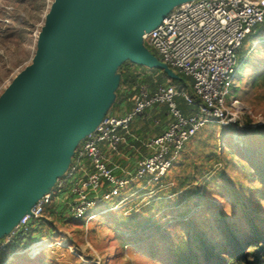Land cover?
Listing matches in <instances>:
<instances>
[{
  "label": "rangeland",
  "instance_id": "rangeland-1",
  "mask_svg": "<svg viewBox=\"0 0 264 264\" xmlns=\"http://www.w3.org/2000/svg\"><path fill=\"white\" fill-rule=\"evenodd\" d=\"M54 3L0 0V99L33 65ZM126 62L123 58L120 66ZM145 68L169 79L161 70ZM242 75L253 73L240 70L239 80ZM252 80L239 88L247 127L208 126L186 145L161 183L145 178L83 218L55 200L31 225L32 235L0 251V264H240L239 247L248 245L255 253L254 235L264 241V103L250 87ZM85 139L76 142L70 162ZM53 208L57 213L51 214ZM8 234L0 236V248ZM42 242L47 243L36 245Z\"/></svg>",
  "mask_w": 264,
  "mask_h": 264
},
{
  "label": "water",
  "instance_id": "water-1",
  "mask_svg": "<svg viewBox=\"0 0 264 264\" xmlns=\"http://www.w3.org/2000/svg\"><path fill=\"white\" fill-rule=\"evenodd\" d=\"M190 0H55L34 65L0 99V236L67 170L113 99L123 58L174 73L142 37Z\"/></svg>",
  "mask_w": 264,
  "mask_h": 264
},
{
  "label": "built area",
  "instance_id": "built-area-1",
  "mask_svg": "<svg viewBox=\"0 0 264 264\" xmlns=\"http://www.w3.org/2000/svg\"><path fill=\"white\" fill-rule=\"evenodd\" d=\"M262 25L264 0H190L174 7L142 37V43L154 51L177 79L180 76L192 79L193 93L174 85L171 82L174 79L169 78L171 81L158 85L153 92L149 85L143 84L127 115L106 113L86 136L84 145L75 151L65 173L21 218L0 251H6L19 234L41 221L53 202L61 201L65 191L71 200L63 201L64 204L76 219L83 218L98 205L120 196L124 188L145 178L161 183L186 145L208 126L247 127L245 108L233 89L238 83L244 43ZM178 99L196 111L184 115ZM155 107L167 108L168 129L144 141L146 155L135 162L136 170L128 172L126 178H118L103 147L120 154V147L127 144L128 137L140 142L132 133V123L145 118ZM104 183L108 185L106 191H102Z\"/></svg>",
  "mask_w": 264,
  "mask_h": 264
},
{
  "label": "crops",
  "instance_id": "crops-1",
  "mask_svg": "<svg viewBox=\"0 0 264 264\" xmlns=\"http://www.w3.org/2000/svg\"><path fill=\"white\" fill-rule=\"evenodd\" d=\"M240 65L241 71L244 69L245 71H247L248 69L252 71L253 76L244 77L242 75L241 80L238 79V83L235 88V91L237 92H235L236 96L240 100H242L243 96L240 95L239 88L241 87V85H245L248 79L253 77V82L251 83L250 87L253 88V90L261 93L262 102L264 103V26L259 27L258 31L255 34L250 35L246 39L244 46L240 52ZM139 67L141 69V72H144V74L140 76V79H144L145 74L151 77L156 76L155 74L146 72V70L144 71V69H146L145 67ZM177 80L181 79L179 78ZM168 81L170 80L168 79L167 82ZM185 81L189 85L191 83L193 84V81L189 78H187ZM176 84H178V81ZM177 86L184 87L183 84H178ZM118 93L119 89L116 88L113 94V102L111 101L107 110L109 109V107H111V109L108 110V113L118 116H125L133 109L135 97L132 100L120 102ZM169 125L170 118L168 116L167 108L155 107L147 112L145 118L137 119L132 123V133L139 138L140 142H136L128 137L127 144H124L120 147V154L113 153L106 146H104L103 150L110 159V167L114 170V174L118 178L122 179L126 178L128 172H134L136 170L135 162L139 160L142 155H146V150L143 147V142L161 135L168 129ZM70 200L71 197L69 196V193L65 191V193L61 194V201L59 202H69Z\"/></svg>",
  "mask_w": 264,
  "mask_h": 264
},
{
  "label": "trees",
  "instance_id": "trees-1",
  "mask_svg": "<svg viewBox=\"0 0 264 264\" xmlns=\"http://www.w3.org/2000/svg\"><path fill=\"white\" fill-rule=\"evenodd\" d=\"M262 26H264V25H262ZM259 27H261V26H259ZM259 27H257L251 35L255 34L258 31ZM142 74H144V72H141L140 67L138 65H134L130 62H126L120 66V68H119V75H120V85L119 86H120V88H119V93H118V98L120 99V102L129 101V100H132L134 97H136L138 95V93L140 92L141 86L143 84L149 85L150 88H152V92H153V91H155L157 85H161V84L166 83V80L163 79V77H161L159 74H158V76H155V77H151V76H148L147 74H145L144 79L143 78L140 79V76H142ZM180 79L181 80L178 81V84L179 85L183 84V86L188 91L193 93V89H192L193 84L192 83L190 85L187 84V82L185 81L187 78H185V77H182ZM185 104L188 107H190L192 110L187 108ZM179 108L184 115H190L196 111L191 106H189L184 100L182 103H179ZM228 128H231V127H228ZM106 190H108V185H107V183H104L102 191H106ZM54 204L55 203H53L51 206H53ZM61 204L63 205V202H61ZM62 205H61V207L64 206V205L63 206ZM49 208L47 209V211L49 210ZM55 213H57V212L53 208L51 211V214H55ZM32 234H33L32 230L29 229L27 232H22L21 234H19L17 239L24 237L26 235H32ZM254 239H255V242H253V243L256 244V246H255L256 252L255 253L249 251L250 247L248 245H244V246L239 247V244L237 243V241L236 242L234 241L233 246L236 248L237 247L240 248L239 253L241 256L236 257V259L238 260V262L240 264H262L260 259H264V241L258 237V234L254 235ZM13 245H16V242Z\"/></svg>",
  "mask_w": 264,
  "mask_h": 264
},
{
  "label": "bare ground",
  "instance_id": "bare-ground-1",
  "mask_svg": "<svg viewBox=\"0 0 264 264\" xmlns=\"http://www.w3.org/2000/svg\"><path fill=\"white\" fill-rule=\"evenodd\" d=\"M48 15H49V14H48ZM48 15H47V16H48ZM46 19H47V18H46ZM39 36H40V35H39ZM34 61H35V58H34ZM33 65H34V63H33ZM29 68H30V67H29ZM22 73H23V72H22ZM21 75H22V74H21ZM21 75H20V76H21ZM20 76H19V77H20ZM19 77H18V78H19ZM43 243H47V242L38 243V244H36V245L43 244ZM48 243H49V242H48ZM36 245H35V246H36ZM44 245H45V244H43L42 246H44ZM35 246H33V248H34ZM33 248H32V249H33ZM33 250H34V249H33ZM40 250H41V249H40ZM34 252H35V251H34Z\"/></svg>",
  "mask_w": 264,
  "mask_h": 264
}]
</instances>
